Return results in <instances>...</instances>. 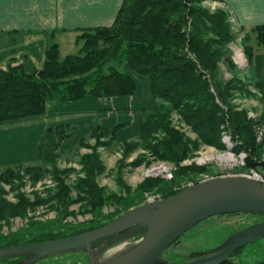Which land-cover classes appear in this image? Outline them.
<instances>
[{"label": "trees", "instance_id": "trees-1", "mask_svg": "<svg viewBox=\"0 0 264 264\" xmlns=\"http://www.w3.org/2000/svg\"><path fill=\"white\" fill-rule=\"evenodd\" d=\"M205 1L223 2L124 0L111 26L78 31L75 38L78 54L62 58L60 46L54 43L48 48L44 67L40 71L27 74L22 67L0 70V124L44 115L50 103L78 102L87 97H133L137 91L134 76L138 75L148 80L154 106L145 112L138 139L130 144L129 149H142L150 154L153 161L170 162L180 167L183 161L198 151L200 145L226 150L223 137L228 136L235 144L233 152L247 155L245 169L258 170L264 155V134L262 141L258 142V134L264 129V117L249 119L245 112L237 110L232 104L233 96L242 92L243 85L238 78L237 66L228 56V45L234 41L229 13L225 10L216 13L207 11L202 7ZM252 33L256 35L257 44L264 47V25L255 27ZM245 50L252 63V46H247ZM222 66L232 75L231 80L223 79ZM174 113L196 135V140L173 126ZM69 128L61 124L51 130L58 142L40 149L38 163L41 164L15 170L9 167L0 175V183H11L21 171L34 183L42 180L49 174L47 168L59 158L58 152ZM116 131L114 128L109 132L97 126L91 138L106 139L108 146L116 140ZM81 163L85 178L80 180L78 186H68L64 179L56 177L63 174L57 171L54 179L57 188L53 196L30 202L21 195L16 204L5 200L0 202V224L10 223L12 219L24 217L29 210L54 202L60 210H66L75 203L71 202L73 191L78 194L77 203L92 213L115 199L104 198V192L97 183L96 177L103 169L99 156L83 157ZM194 173H199V170L183 167L175 174L178 177ZM174 183L147 179L139 191L161 188L163 199H168L182 191L173 190ZM236 215L264 220V215L255 213L225 216ZM99 228L69 237L57 230L52 232V236L33 238L28 243L18 240L19 243L14 242L9 247L67 239ZM235 233H229V238ZM181 238L170 249L178 246ZM261 243H264V238L236 250L225 264H264L262 246H258L261 257L253 259L244 254L247 247ZM205 254L193 252L180 260H169V263L194 262L201 260ZM162 257L156 264H168L161 262ZM13 263H16V259Z\"/></svg>", "mask_w": 264, "mask_h": 264}, {"label": "rangeland", "instance_id": "rangeland-1", "mask_svg": "<svg viewBox=\"0 0 264 264\" xmlns=\"http://www.w3.org/2000/svg\"><path fill=\"white\" fill-rule=\"evenodd\" d=\"M202 7L211 13H216L219 10H225L229 13L234 41L228 45V56L237 66L238 78L243 85L242 92L233 96L232 104L237 110L245 112L249 119H262L264 117V60L262 59L264 47L257 44L256 35L252 31L245 32L235 25L229 9L222 2L205 1L202 3ZM64 39L61 46L62 58L78 54L79 49L73 38L69 39L65 36ZM247 46H252L254 51L252 63L249 61L245 50ZM237 52H240L242 59L239 58L240 56L238 57ZM221 70L224 80L232 79V75L223 66ZM134 77L138 90L135 95L137 96L136 99L131 103L135 105L138 100L141 103L133 109L117 110L114 106H109L113 105L114 101L103 103L101 102L103 99H97L102 108L106 106L110 108L108 107L109 109L104 112L96 109L89 114H79L84 115V119H76L78 114L46 112L41 116L0 124V143L3 144L2 152H5L2 154L3 158H0V175L9 167L15 170L19 167L25 169L41 164L38 163L40 149L58 142L56 134L51 132L56 127L54 115L55 118L58 117L56 119L59 120L58 122L61 120V122L70 124L68 125L70 128L67 131V138L63 141L58 152L59 158L53 162L54 165L47 168L49 174L34 183L23 171L19 172L11 183H0V202L5 200L16 204L21 195L30 202H35L37 198L47 199L49 196H53L57 188V181L54 180L57 171L63 172V174L56 177L64 179L68 186L74 184L78 186L80 180L85 178L81 163L83 157L94 154L99 156L103 167L96 180L104 192V198H115L92 213L90 209L87 210L81 203H77L79 197L77 192L73 191L70 196L71 202L75 203L68 206L66 210H60L56 202L36 207L33 211L29 210L24 217H17L12 219L10 223L0 224V250L11 249L9 246L13 245L14 242L15 244L20 241L21 243H28L33 238H41L45 235L52 236V232L57 230L69 237L83 231L99 228L120 219L131 210L164 200L160 192L161 188H155L148 192L139 191L140 186L147 179L164 180V182L173 181L175 182L173 184L175 191L215 178L237 176L255 178L264 187V155L260 160L263 166L261 165L258 170H246L245 159L247 155L245 153L235 154L233 152L235 144L228 136L223 137L226 150L200 145L198 151L183 161L179 165L180 167L170 162L153 161L150 154L142 149L130 148V150V144L138 139L137 134H139L145 112L153 108V99L147 92L148 86H144V83L139 81V78L143 80V77L138 75ZM144 90L145 93H143ZM113 99L115 98H106V100ZM148 101L151 102L147 103ZM139 107L142 108L140 112L136 110ZM172 120L175 128L184 132L190 139L196 140V135L180 121L175 113L172 114ZM52 123L55 125H49ZM52 126L55 127L51 128ZM97 126L105 127L104 129L107 128L109 132H112L114 128L117 129L116 140L107 146L109 141L106 139L101 137L92 139L91 133ZM19 131H22L21 135H19ZM263 131L264 129L258 134V142L263 139ZM8 141L9 143H7ZM80 142H82V146ZM37 146H39L37 160L30 159L32 161L26 160L25 162V155L30 156L29 154L35 151ZM183 167H195L199 173L177 177L178 174L175 173ZM261 221L264 220L252 219L246 215L212 218L184 234L179 245L168 250L161 262L172 264L169 263V260L177 261L193 252H206L202 260L214 258L230 246L231 243L225 249L221 247L229 239V233L243 232L252 225L261 223ZM143 224L136 223L127 232L99 240L94 245L77 251L53 255L33 262L38 253H31L29 250L30 252L5 255L0 258V264H12L14 259H16V263L13 264H105L124 256L142 241L146 231ZM263 244H252V246L247 247L244 251L245 256L253 259L261 257V249L258 246H262V251H264ZM21 258L23 259L19 261Z\"/></svg>", "mask_w": 264, "mask_h": 264}, {"label": "water", "instance_id": "water-1", "mask_svg": "<svg viewBox=\"0 0 264 264\" xmlns=\"http://www.w3.org/2000/svg\"><path fill=\"white\" fill-rule=\"evenodd\" d=\"M233 213L264 215V187L259 180L237 176L203 181L173 197L131 210L99 229L67 239L0 250V258L31 251L38 253L33 260L36 262L45 257L86 248L99 240L127 232L136 223H144L146 231L142 241L124 256L105 264H156L176 241L197 225ZM262 238L264 221L234 234L222 244L221 247L225 249L231 243L222 254L185 264H225L236 250Z\"/></svg>", "mask_w": 264, "mask_h": 264}, {"label": "crops", "instance_id": "crops-1", "mask_svg": "<svg viewBox=\"0 0 264 264\" xmlns=\"http://www.w3.org/2000/svg\"><path fill=\"white\" fill-rule=\"evenodd\" d=\"M123 1L0 0V70L7 71L11 68L22 67L27 74L40 71L44 67L46 52L52 44L57 43L61 50L65 36L69 39L73 38L75 42L77 33L81 29L111 26ZM222 4L229 9L235 25L245 32H251L255 27L264 25V0H223ZM262 59L264 60V55ZM139 81L143 82L144 86H148L146 78L143 80L139 78ZM147 92L153 99L149 92V86ZM135 95L113 100L103 99L101 102L114 101L113 105H109L110 107L114 106L117 110L126 111L138 107L141 103L137 99V104L132 105L131 101L137 97ZM143 103L145 104V101ZM99 104V100L91 97L78 102L50 103L47 113L66 112L67 114H78L76 119H84L85 116L79 114H89L96 109L104 112L110 108L109 106V108L107 106L102 108ZM136 110L140 112L142 108L139 107ZM57 118L54 115L56 126L70 125L68 122H61V120L58 122ZM53 127L55 126L51 128ZM18 133L21 135L22 131ZM2 149L3 144L0 143V158H3L2 154H5ZM38 149L39 146L29 154L30 156L26 154L25 162L30 159L37 160Z\"/></svg>", "mask_w": 264, "mask_h": 264}, {"label": "bare ground", "instance_id": "bare-ground-1", "mask_svg": "<svg viewBox=\"0 0 264 264\" xmlns=\"http://www.w3.org/2000/svg\"><path fill=\"white\" fill-rule=\"evenodd\" d=\"M237 54H238V57L240 56L239 58L242 59V56H241L240 52H237Z\"/></svg>", "mask_w": 264, "mask_h": 264}]
</instances>
